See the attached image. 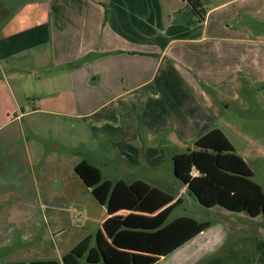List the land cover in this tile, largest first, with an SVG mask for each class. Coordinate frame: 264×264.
Returning <instances> with one entry per match:
<instances>
[{"label":"crops","instance_id":"0c3cea01","mask_svg":"<svg viewBox=\"0 0 264 264\" xmlns=\"http://www.w3.org/2000/svg\"><path fill=\"white\" fill-rule=\"evenodd\" d=\"M232 1L200 0V21L184 0H0V139L11 127L23 144L11 166L0 161V249L24 230L8 221V196L39 191L48 222L1 264L45 245L32 264H207L231 252L217 255L232 245L228 221L264 210L222 116L264 79V0ZM37 114L59 118L65 154L12 125Z\"/></svg>","mask_w":264,"mask_h":264},{"label":"rangeland","instance_id":"374dc122","mask_svg":"<svg viewBox=\"0 0 264 264\" xmlns=\"http://www.w3.org/2000/svg\"><path fill=\"white\" fill-rule=\"evenodd\" d=\"M202 1L204 2V7L207 8L209 4L213 6L230 0ZM242 1L243 0H233L232 3L238 4ZM262 16L263 19L261 23L259 21L258 26L255 28H257L259 32L263 33L264 36V12ZM22 105L23 107H26L27 110H31L28 100H23ZM222 116L223 119L227 120L230 124L229 128L226 127L225 135L234 146L236 152L243 157L246 165L252 171L253 174L252 176L250 175V179L260 185L264 191V79H262V82L257 85L249 86L248 90L245 87L244 91L240 93L239 99L230 103ZM55 120H59V118L37 114L14 121L12 125H18V127L23 128L22 130L24 135L27 137L28 142L37 143V145L43 147V149L47 152H51L50 150L52 148V144L59 143L60 146L56 155L60 157L63 153H66V150L64 148V143L60 142L62 135H59V132H57L54 128ZM12 131L11 127L6 129V131H3L6 136H9V141H6L4 138L3 140L0 139V147L2 149L0 161H3V168L6 166L4 163L6 162L7 155L9 157L7 158V164L10 165L12 160L14 161L16 159V154H19V151L17 152L16 147L14 146L17 144L23 145L20 136L18 140L15 139V133ZM29 168L26 166V170L28 172L35 171L37 166L34 168L31 165ZM11 170H13L14 174L17 171V168L15 171V167H10V174ZM4 183L5 185L7 184L6 182ZM18 183V181L15 182L10 180L8 182L9 190ZM55 185L58 186V183ZM34 195V193L31 194L30 191L26 190L24 197H17L12 194L6 198L10 208L12 206L15 208L12 213L9 214L8 221H17L24 227V230L19 236V239L21 238V242L16 240L19 234L18 231L15 233L14 239L10 237L12 242L9 246L0 249V264L4 263V257L6 256L8 257V261H16L14 258V252L17 249L23 250L30 248L31 239H29V235L33 238V235L31 234L33 224L39 223L40 220L44 223H48L45 213H42L41 211L43 210H40L39 208L40 199L42 204L43 198L42 196H39V191L36 193V196ZM82 196L83 194H80L81 198H83ZM49 198L50 197L44 199L49 200ZM259 212L260 213H258L257 216H252L247 212H245L243 216H232V220L228 221V223L232 224V227L229 229L232 235V245L230 244V241H228L225 246L217 247L218 256L226 254L229 249L234 252L253 251L254 239H261L264 241V210L262 209ZM44 227V229H46V226ZM24 239L26 242L23 241ZM49 241L51 240L49 239ZM43 248L44 252H33L34 255H31L29 252L27 257L30 259H26V264H32L33 262L31 261L37 260L38 257H42L43 254L50 249L48 245H45ZM199 264H202V262Z\"/></svg>","mask_w":264,"mask_h":264},{"label":"trees","instance_id":"16d2710c","mask_svg":"<svg viewBox=\"0 0 264 264\" xmlns=\"http://www.w3.org/2000/svg\"><path fill=\"white\" fill-rule=\"evenodd\" d=\"M192 13L203 21L206 11L203 9L200 0H184ZM254 249L249 252H229L225 257L216 258L207 264H264V241L254 239Z\"/></svg>","mask_w":264,"mask_h":264}]
</instances>
